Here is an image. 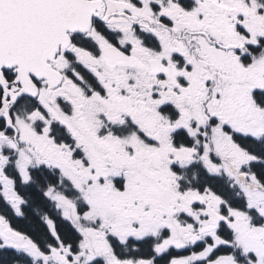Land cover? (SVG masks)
<instances>
[{"label": "snow or ice", "instance_id": "obj_1", "mask_svg": "<svg viewBox=\"0 0 264 264\" xmlns=\"http://www.w3.org/2000/svg\"><path fill=\"white\" fill-rule=\"evenodd\" d=\"M0 264H264V0H0Z\"/></svg>", "mask_w": 264, "mask_h": 264}]
</instances>
